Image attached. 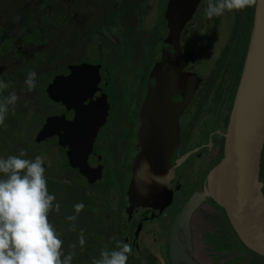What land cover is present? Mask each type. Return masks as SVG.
I'll return each mask as SVG.
<instances>
[{
    "label": "flooded vegetation",
    "instance_id": "obj_1",
    "mask_svg": "<svg viewBox=\"0 0 264 264\" xmlns=\"http://www.w3.org/2000/svg\"><path fill=\"white\" fill-rule=\"evenodd\" d=\"M209 3L200 0L179 38L169 42L172 30L187 15L184 0H0V81L8 84L0 90V100L13 92L18 96L14 106L8 105L0 125V148L5 150L0 158L21 150L25 157L38 156L49 145L58 148L61 175L54 178L49 163L44 162L46 181L79 187L88 196L80 212L83 221L80 217L67 219L80 214L70 209L78 202L59 203L58 211L53 208L49 212V222L63 241L62 253H73L71 264H92L102 251L116 250V240L132 245L127 264H264L263 256L239 240L226 210L211 197L193 211L188 231L183 226L175 230L189 200L204 192L210 172L224 158L244 52L247 50V55L252 34L245 39L242 59L239 56L233 61L239 63L238 68L232 64L229 75L221 77L216 60L228 53V45L232 47L225 40L214 51L208 77H203L200 59L211 50L204 33L228 17L225 10L209 19L203 12ZM247 12L248 8L234 10L232 33H237L234 22L241 21L242 26ZM43 19L51 21L48 28L43 27ZM118 67L124 78L130 73L137 81H145L139 104L121 124L130 127L131 134L128 129L120 137L129 136V145L118 139ZM29 71L36 73L32 90L25 84ZM158 73L161 90L167 91L171 101L166 114L152 117L159 142L166 145L159 149L165 154L141 158L140 115L148 87ZM213 73L217 74L216 89L211 92L207 80ZM186 87L191 88L188 101L181 95ZM107 106L106 122L92 138L95 123ZM128 106L132 108L131 101L122 108ZM69 123L72 128L66 130ZM23 125L32 131L24 130ZM162 130H166L164 136ZM66 139L67 143L94 140L87 169L100 172L101 179L90 183L70 164L69 145L63 146ZM115 144L119 169L112 172L109 164H114L115 158H108L107 152L113 153ZM77 178L85 184L78 185ZM260 181L264 193L263 169ZM73 227L75 230H70ZM81 232L83 246L79 243Z\"/></svg>",
    "mask_w": 264,
    "mask_h": 264
},
{
    "label": "water",
    "instance_id": "obj_2",
    "mask_svg": "<svg viewBox=\"0 0 264 264\" xmlns=\"http://www.w3.org/2000/svg\"><path fill=\"white\" fill-rule=\"evenodd\" d=\"M184 1L187 3L185 9L187 15L180 18L178 28L172 30L169 42H173L175 36L179 38L182 28L192 18L200 2V0ZM255 6L251 39L231 111L224 158L210 172L204 192L189 200L176 223L175 230L183 226L188 231L189 217L193 211L206 197H211L226 210L239 240L249 250L264 257V193L263 183L260 181L264 151V0H257ZM154 75L155 83L148 87L140 115L143 126L139 133L141 158H149L148 156L155 158L153 155L165 154L164 150L159 149V146L166 145L160 144L159 130L153 126L152 117L159 113L166 114L171 101L167 91L161 90L160 73ZM186 88L181 95L188 101L191 88ZM108 111L107 106L106 111L101 113L100 119L96 121L93 129L95 134L92 138L97 135L98 128L105 124ZM47 127L48 125L42 133L47 131ZM71 128L69 123L66 130ZM165 133L166 130H162L161 136ZM87 141L89 143H86V140L81 142L76 139L74 143H67L66 139L63 146L69 145L70 164L74 168H79L90 183H94L102 178V174L87 169L88 159L92 157L94 140ZM172 152L173 148L170 149V154ZM140 178L146 180L144 176ZM189 239L188 236V242Z\"/></svg>",
    "mask_w": 264,
    "mask_h": 264
},
{
    "label": "clouds",
    "instance_id": "obj_3",
    "mask_svg": "<svg viewBox=\"0 0 264 264\" xmlns=\"http://www.w3.org/2000/svg\"><path fill=\"white\" fill-rule=\"evenodd\" d=\"M256 3L257 0H215L214 3L210 0L206 15L211 19L225 10H241ZM35 80L36 73L29 71L25 81L29 90L35 88ZM7 87L8 84L0 81V90ZM17 100L15 92L0 100V125L4 123L8 105L14 106ZM25 156L26 152L21 150L18 156L0 158V174L5 177L0 179V264H71L73 253H62L63 241L49 222V212L53 208L58 211L60 205L53 203L56 197L48 192L43 167L46 157L23 159ZM74 209L79 214L84 204L78 203ZM76 218L67 217L70 221ZM79 243L85 244L83 232ZM132 252L131 243L116 240V250L102 251L92 264H127Z\"/></svg>",
    "mask_w": 264,
    "mask_h": 264
},
{
    "label": "rangeland",
    "instance_id": "obj_4",
    "mask_svg": "<svg viewBox=\"0 0 264 264\" xmlns=\"http://www.w3.org/2000/svg\"><path fill=\"white\" fill-rule=\"evenodd\" d=\"M215 2V1H214ZM253 7V6H252ZM248 9L251 8V6L247 7ZM206 8L203 9V12L206 13ZM251 11H253V9H250ZM228 17L227 18H223V19H219V22H215L214 27L211 26L209 30H207L204 33L205 38L208 39V46L211 50H209V53L207 54V52H205L206 55H204V59H200V70L202 72L201 75L207 76V71L208 68H210L212 65L211 63L213 61H215L214 58V51H218L220 49V46L223 45L224 41L226 40V43L231 44L232 47H230L229 45L227 46V52L224 54V57L222 58H218V60H216V63H218L219 65V70L222 74L221 77L229 75L227 72L229 71V69L232 67V64L236 65L237 68L239 67V63H234L237 61L238 57L240 56V58L242 59V52L244 49V42L245 39L248 36V26L247 24H242V22L240 21V23H238L237 21L234 22L235 26L237 27V33H232L231 32V18L233 17V12L234 10L228 11ZM225 11V12H226ZM215 16H213L212 18H214ZM246 17V15H245ZM42 25L45 28H48L51 25V21L43 19L42 20ZM142 42V40L140 41V43ZM139 50V47H138ZM221 51V50H220ZM144 54H145V58L146 60H149V58L147 57V49H145L144 47ZM44 55H42V57H44ZM230 58H229V57ZM150 61L153 60V55L150 57ZM234 61V62H233ZM122 74H124L123 69H121ZM119 72V67H118V116H121V118H118V129L119 126H121L122 123H124V118L127 116L128 114H131V109L132 111L135 110L137 104H139V101L142 98V95L144 92V88H145V84L143 82H139L135 79V76L130 74V73H126V78H124ZM122 75V76H121ZM208 77V76H207ZM217 74L213 73L209 79L207 80V89L208 91L213 92V90L215 91L216 89V78ZM126 80V81H125ZM131 101L132 103V108L130 106H128V108H122L124 105L129 104ZM130 109V110H129ZM121 110V111H120ZM121 119V120H119ZM24 126V130L26 131H32V130H27L25 125ZM115 126V125H114ZM113 126V127H114ZM107 128L104 129V131L107 132L106 130ZM128 129L130 130V127L128 128L125 124H123L121 126V131H118V139L119 142H121L122 144L125 145H129L130 139L129 136L125 137V138H120L121 136L123 137L124 134H127ZM112 133H115L113 129L110 130ZM11 133H13L14 131L11 129L10 130ZM130 134H131V130H130ZM129 134V135H130ZM106 136V133L104 134V137ZM50 149L51 152L47 153L46 150ZM105 150V149H104ZM111 150L113 151V153H108L107 152V157H114L115 161L114 164H112L110 162L109 164V170H111L112 172H114V170H118V145L116 146V144L114 146H112ZM5 153V150H3L2 148H0V156L1 154ZM14 155H19L20 152H12ZM103 154V151H102ZM109 154V155H108ZM43 155L44 157H46L44 162H48L50 165V173L51 175L55 178V176L57 177L58 174H60V172L62 171V168L59 167L60 163H61V158L59 157L60 152L58 150L57 147H55L54 145H49L46 148H44L38 156ZM36 157V155L33 153L31 155V157H23V159H34ZM125 167V166H124ZM123 167V168H124ZM61 175V174H60ZM53 178V179H54ZM263 179H264V170H263ZM76 183L80 186H82L83 184H85V182L81 179V178H77L76 179ZM59 183L53 182V183H49L47 182V188H48V192L50 195H54L56 197V200L54 201L55 203H63L69 205L70 203H83L86 202L88 199V196L85 192H83L82 190L79 189V187H67L66 184H60ZM103 186V184H102ZM102 186L99 185V189H102ZM110 186V185H109ZM191 189H193V186H190ZM108 198V196H107ZM102 202H107V200L105 199H101ZM99 202V201H94V203ZM70 209H74V208H70ZM75 212V210H74ZM81 216V213L76 216L77 218ZM83 217H80V220H82ZM83 221V220H82ZM81 221V222H82ZM92 221V220H91ZM93 222V221H92ZM237 261H234L233 263H236Z\"/></svg>",
    "mask_w": 264,
    "mask_h": 264
},
{
    "label": "trees",
    "instance_id": "obj_5",
    "mask_svg": "<svg viewBox=\"0 0 264 264\" xmlns=\"http://www.w3.org/2000/svg\"><path fill=\"white\" fill-rule=\"evenodd\" d=\"M253 6V7H252ZM250 9H253V11H251L250 9H248V12L246 13L247 14V19L245 18L244 20V24H247L248 26V35L252 32V28H253V21H254V12H255V7L254 5H252ZM246 12V11H245ZM246 51L244 52V58L246 56ZM244 60V59H243ZM244 61L242 62V65H243ZM261 169L264 170V151H263V155H262V164H261Z\"/></svg>",
    "mask_w": 264,
    "mask_h": 264
}]
</instances>
